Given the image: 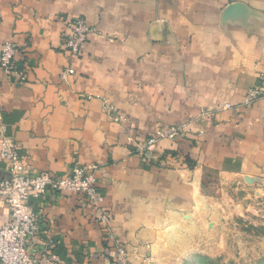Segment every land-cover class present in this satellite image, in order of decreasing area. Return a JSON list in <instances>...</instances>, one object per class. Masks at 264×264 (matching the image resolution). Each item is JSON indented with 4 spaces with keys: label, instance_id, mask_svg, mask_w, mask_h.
<instances>
[{
    "label": "crops",
    "instance_id": "obj_1",
    "mask_svg": "<svg viewBox=\"0 0 264 264\" xmlns=\"http://www.w3.org/2000/svg\"><path fill=\"white\" fill-rule=\"evenodd\" d=\"M77 16L95 31L72 56L62 38ZM7 41L27 78L0 69V114L26 167L63 177L97 164L127 258L114 261L98 212L74 192L31 200L32 248L63 264H181L224 217L223 184L264 176V99L245 103L264 73V0H0ZM172 127L179 137L153 155L137 150ZM9 215L0 196V229Z\"/></svg>",
    "mask_w": 264,
    "mask_h": 264
},
{
    "label": "built area",
    "instance_id": "obj_2",
    "mask_svg": "<svg viewBox=\"0 0 264 264\" xmlns=\"http://www.w3.org/2000/svg\"><path fill=\"white\" fill-rule=\"evenodd\" d=\"M94 31L93 25L85 18L73 17L67 22L62 47L72 56H78ZM16 54L14 43L0 42V69L8 75L16 76L18 82L25 83L27 76L15 64ZM259 99H264V73L259 74L256 84L249 89L245 103L248 105ZM103 103L104 109L110 112L115 120L122 121V116L115 113L114 107L106 99ZM180 134L181 127H172L148 137L142 143L138 142L136 148L145 156L153 155L157 152L162 138L176 139ZM0 158L7 172L6 176L0 179V196L5 199L10 209L9 218L0 229L1 264H63L60 258L46 247H31L32 240L41 230L39 218L32 211L31 200L45 196L50 191L74 192L83 196L87 204L98 212L96 219L105 233L106 240L112 246L114 261H126V245L114 234L111 226L113 214L102 207L104 197L97 185V164L75 163L70 173L63 177L48 171L29 170L24 163L25 156L20 153L16 139L8 133L1 114Z\"/></svg>",
    "mask_w": 264,
    "mask_h": 264
},
{
    "label": "rangeland",
    "instance_id": "obj_3",
    "mask_svg": "<svg viewBox=\"0 0 264 264\" xmlns=\"http://www.w3.org/2000/svg\"><path fill=\"white\" fill-rule=\"evenodd\" d=\"M230 190L223 184L224 217L209 222L207 249L193 246L181 264H264V176L250 187Z\"/></svg>",
    "mask_w": 264,
    "mask_h": 264
}]
</instances>
